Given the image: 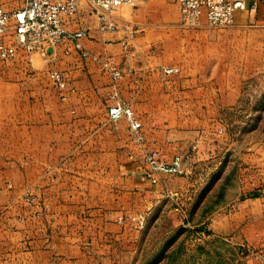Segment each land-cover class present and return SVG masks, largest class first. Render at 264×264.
<instances>
[{
	"label": "crops",
	"instance_id": "0c3cea01",
	"mask_svg": "<svg viewBox=\"0 0 264 264\" xmlns=\"http://www.w3.org/2000/svg\"><path fill=\"white\" fill-rule=\"evenodd\" d=\"M86 5L82 3L65 24L70 31H87L81 42L89 54L83 57L74 50L66 54L70 42L58 46L45 60L50 83L38 81V73L28 74L35 66L30 65L26 51L14 45L13 26L5 38L16 56L0 65V264H122L123 238L131 248L137 230L123 227L116 217L123 194L134 192L140 182L136 175L124 181L121 177L123 143L124 151L135 155L129 156V170L140 168L138 158L158 145L164 146L165 159L172 162L181 153L174 148L178 144L170 141L176 137L168 131L160 140L147 129V123L158 120L155 110L163 122H170V106L197 107L193 117L190 111L176 115L175 120L187 122L214 119L196 118L205 106L213 107L214 116L218 110L241 106L246 89L243 75L210 61L214 50L208 53L199 46L187 52L177 43L181 56L173 61L168 56L171 33L207 30L210 26L205 21L185 25L180 12L171 17L164 9L158 13L152 7L145 25L127 18L120 8L115 17L119 29L108 33L100 30ZM134 11L135 17H143L146 8ZM133 26L140 28L133 31ZM111 66L120 69L122 76L114 79ZM165 68L178 70L167 73ZM50 70L62 71L75 89L67 101L61 100ZM176 75L178 81H171ZM188 82L198 91L192 96L187 94L192 86ZM121 104L131 107L142 122L144 142L132 139L126 117L111 119L109 107ZM196 152L191 151L189 159L196 158ZM257 153L262 156L256 169H251L250 161L245 168L249 176L245 190L251 188L245 194L248 200L260 199L264 191V145H257ZM107 170H118L119 175L106 178ZM250 171L255 174L250 176ZM165 175L158 171V182L143 184L156 186ZM28 192L34 195L33 206L26 203ZM243 235L249 243L264 245V230L259 226L248 222Z\"/></svg>",
	"mask_w": 264,
	"mask_h": 264
},
{
	"label": "rangeland",
	"instance_id": "374dc122",
	"mask_svg": "<svg viewBox=\"0 0 264 264\" xmlns=\"http://www.w3.org/2000/svg\"><path fill=\"white\" fill-rule=\"evenodd\" d=\"M25 3V0H0L4 8L12 11L24 7ZM87 5L88 11L92 12L88 14L94 15L97 20L96 13ZM121 8L127 18L141 21L145 25L149 24L151 8L158 13L164 9L171 17L179 12L172 0H149L135 7L125 5ZM138 8H146L145 16L135 17L134 9ZM239 12L236 24L170 35L173 43H170L168 56L172 61L181 56L177 52V43H181L187 52L199 46L208 53L214 50L209 60L219 63L221 68L230 66L236 73L241 72L246 89L241 106L237 108L216 110L219 113L216 116L212 114L213 107H202L201 115L196 112V118H214L212 120L190 119L179 122L175 120L176 115L190 111L189 115L193 117L197 107L170 106L171 121L163 122L162 114L158 109L155 110V115L159 114L155 116L158 120L152 124L147 123V129L160 140L170 131V136L176 137L170 140L171 143L178 144L175 150L181 149V153L175 157L180 156L182 162V172L159 170L166 175L156 186L143 184L145 182L140 180L139 175L145 172L144 168H137V174L129 170L131 153L124 151L126 146L123 143L121 177L124 181L136 175L140 182L134 188L135 193L123 194L121 213L116 217L123 227L137 230V241L131 240V248L129 241L123 238L122 264H250L255 261L264 264L251 254H241L243 245L264 253V245L249 243L243 235V227L248 222L250 226H259L264 230V191L260 199L248 200L245 196L248 189H251L245 190L246 179L249 178L246 164L250 161L251 165L254 164L251 169H256L257 159L262 156L257 153V145H264V1L254 11ZM190 34L198 35L194 37ZM27 56L36 71L28 74L38 73V81L50 83L46 72L48 62L45 61L49 55L35 52L31 55L27 53ZM9 60L0 58V65L1 61ZM170 80L178 81L177 75ZM189 84L192 86L187 94L192 96L198 91L193 89V82ZM142 132L144 134L143 124ZM131 135L135 140L132 131ZM108 141L107 138V145ZM153 144H157V140ZM158 147L149 148L150 151L144 153V156L155 150L160 160L172 163L175 157L172 162H168L164 146ZM191 151H197L196 158L189 159ZM144 156H140L138 162L145 167L149 163ZM254 174L250 171V176ZM118 175V170L106 171V178L113 179ZM130 193L134 194L129 196ZM28 196H32V204L28 203ZM25 199L28 205L35 204L32 193L28 192Z\"/></svg>",
	"mask_w": 264,
	"mask_h": 264
},
{
	"label": "built area",
	"instance_id": "2783aa9c",
	"mask_svg": "<svg viewBox=\"0 0 264 264\" xmlns=\"http://www.w3.org/2000/svg\"><path fill=\"white\" fill-rule=\"evenodd\" d=\"M149 0H25V6L9 11L0 4V58L2 60L13 59L16 56L14 48L5 43L10 27H14L12 36L14 45L22 47L31 55L35 52L48 56L60 45L68 42L71 46H66L64 52L70 54L74 51L81 53L83 57L88 56V51L84 48L81 38L88 33L85 30L70 31L66 28V18L77 14L82 3H87L94 13H96L99 28L103 32H115L119 29L116 21L117 11L125 6H137ZM179 9L181 20L185 25L196 26L202 21L210 27L230 26L235 23L236 12L238 10H256L259 3L264 0H173ZM140 26H133L136 31ZM127 48L128 44L124 43ZM108 66V64L106 63ZM177 68H165V72L177 71ZM114 79L122 76V71L115 66H111ZM51 79L59 88L61 100L67 101L70 93L75 89L70 86L64 73L59 70H50ZM109 114L112 120L126 117L134 139L144 142L145 136L142 132V123L137 119L131 107L127 105L110 106ZM157 152L147 153L143 158L147 160L150 167L146 168L140 163V168L145 172L139 175L142 182H158L157 172L159 170L167 172H182L181 157L176 156L172 163H165L157 157ZM135 155H131L134 158ZM148 164V165H149ZM137 174V169L132 170ZM28 203H33L32 196L27 197ZM241 254H251L264 262V253L254 250L251 247L241 248Z\"/></svg>",
	"mask_w": 264,
	"mask_h": 264
}]
</instances>
